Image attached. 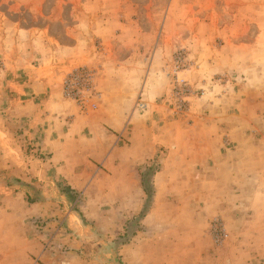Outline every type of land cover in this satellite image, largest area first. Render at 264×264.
I'll return each instance as SVG.
<instances>
[{
  "label": "rangeland",
  "instance_id": "rangeland-1",
  "mask_svg": "<svg viewBox=\"0 0 264 264\" xmlns=\"http://www.w3.org/2000/svg\"><path fill=\"white\" fill-rule=\"evenodd\" d=\"M76 36L85 38L72 50ZM40 78L51 81L52 104L60 110L52 130L60 138L78 113L84 122L76 130L89 134L90 119L120 107L131 116L143 114L139 119L156 134L155 142L162 132L170 141H192L205 127L219 132L224 151L264 147V0H0V164L22 154L48 158L40 134L30 132L32 120L20 115L27 96L17 86ZM41 89L29 100L38 106L51 94ZM130 132L129 125L114 132L123 156H130ZM162 147L131 167L140 176L149 173L153 185L146 215L167 154ZM250 151L249 163L262 156L259 148ZM90 161L99 172L94 191L57 181L60 191L52 200L59 215L32 221L41 255L57 253L55 264H264L262 229L241 222L248 217L242 209H226L235 184L225 170L217 182L175 180L159 199L161 218L148 225L144 207L129 211L121 208V197L99 195L107 168ZM255 168L262 169L253 165L251 173ZM198 211L208 215L207 226ZM125 239L117 248L114 241ZM41 255L29 264H50Z\"/></svg>",
  "mask_w": 264,
  "mask_h": 264
},
{
  "label": "crops",
  "instance_id": "crops-1",
  "mask_svg": "<svg viewBox=\"0 0 264 264\" xmlns=\"http://www.w3.org/2000/svg\"><path fill=\"white\" fill-rule=\"evenodd\" d=\"M76 37L77 42L68 46L72 50L82 46L81 42L85 38V36L81 39ZM134 57L132 55L124 62L132 61ZM50 83V79L40 78L38 82L25 83L29 89L17 83L20 92L27 96L20 115L27 117L24 119L32 120L33 123L28 125L33 129L30 132L40 134L42 151L49 155L47 159L42 160L33 154H22L19 156L20 160L10 156L11 159H3L0 164V264H29L33 255H41V237L33 233L32 221L36 218L52 221L59 215L56 204L52 200V197H56L60 191L57 181L61 180L68 189L82 190L90 186L94 191V187L99 184L96 182L99 179V172L93 171L90 159L99 161L107 168V171H104L105 174L100 177L104 185L98 188L99 195L119 196L124 203L121 208L128 206L129 211H140L144 207L146 193L141 176L131 167L143 165L152 159L158 148L162 146L167 154L162 161L161 171L154 177L156 192L152 208L145 217L146 224H153L155 222L151 220L161 218L159 199L169 192L167 190H173L176 186L175 180L194 177L198 181L211 179L212 182H217L220 178V170H225L226 177L235 184L232 188L235 193L232 195L231 204L229 203L226 209L228 211L235 208L242 209L248 217L244 214L241 222L245 224V222L254 221L264 232V147L254 143L246 150L236 145L234 150L224 151L219 132L212 129L207 131L205 127L197 131V133L200 131V138L192 141H170L171 137L162 132L158 135V142H155L156 134L152 132L145 120L139 119V116L143 118L144 115L134 113L131 116L120 107L110 113L101 114L102 116L94 118L95 121L90 119L92 123L89 124V134H80L76 130V126H81L84 122V116L78 113L74 118V125L72 124V128L67 130L69 133H64V136L60 138L52 130L56 124L52 119L55 112L60 110L53 107V88ZM40 89L42 92L51 91V94L44 105L38 106L36 102L29 100L39 94ZM105 124L111 130H108ZM128 125L131 128L130 137L133 142L130 156H123V148L116 146L114 132H121ZM139 125L145 129L142 135H140ZM24 129L26 132L29 131L27 127ZM7 132H10L9 129ZM7 132L4 133L5 136L11 138ZM179 135V138L185 137V130L179 131ZM12 144H14L13 141ZM258 148L262 156L249 163L246 151L256 152ZM12 160L18 162V165ZM253 165L262 169L256 171L257 168H255V172L251 173L250 168ZM128 168L130 172L127 171ZM256 181H260L259 184L255 183ZM248 197L251 198L246 205L243 202ZM156 212H159L157 216ZM198 212L203 220L202 226H207L205 219L208 215L204 211ZM222 212L225 213V211ZM85 216L93 218L88 213ZM105 218V221L109 219ZM230 223H235V220L232 219ZM74 241L71 240L70 243ZM55 258H58L57 253L55 257L53 253L41 255L42 261L47 260L50 264L57 262Z\"/></svg>",
  "mask_w": 264,
  "mask_h": 264
},
{
  "label": "trees",
  "instance_id": "trees-1",
  "mask_svg": "<svg viewBox=\"0 0 264 264\" xmlns=\"http://www.w3.org/2000/svg\"><path fill=\"white\" fill-rule=\"evenodd\" d=\"M148 169L150 170V171H154L153 173L155 174V172L157 171V170H153V166H150V167H148ZM141 174V177H142V184H143V188H144V191H145V193L147 194V196L149 197V198H151V195H152V189L151 188H153V185H152V187H149L148 186V178H147V176L149 175V173H143V172H141L140 173ZM153 174V175H154ZM154 191V190H153ZM150 206H151V204L150 203H147L146 204V207H144V209H143V212H142V215H146V212H147V209L148 208H150ZM114 243H118V246H117V248L119 247V245H124V244H127L128 243V240H123V241H120V242H118V241H114ZM122 264H124V263H122Z\"/></svg>",
  "mask_w": 264,
  "mask_h": 264
},
{
  "label": "built area",
  "instance_id": "built-area-1",
  "mask_svg": "<svg viewBox=\"0 0 264 264\" xmlns=\"http://www.w3.org/2000/svg\"><path fill=\"white\" fill-rule=\"evenodd\" d=\"M35 264V263H34Z\"/></svg>",
  "mask_w": 264,
  "mask_h": 264
}]
</instances>
